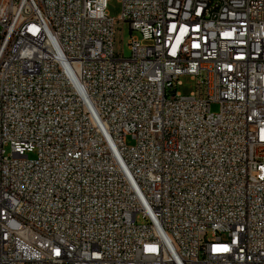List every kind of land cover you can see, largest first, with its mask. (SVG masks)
Here are the masks:
<instances>
[{
    "label": "built area",
    "instance_id": "obj_1",
    "mask_svg": "<svg viewBox=\"0 0 264 264\" xmlns=\"http://www.w3.org/2000/svg\"><path fill=\"white\" fill-rule=\"evenodd\" d=\"M107 2L0 0V264H264V0Z\"/></svg>",
    "mask_w": 264,
    "mask_h": 264
},
{
    "label": "rangeland",
    "instance_id": "obj_2",
    "mask_svg": "<svg viewBox=\"0 0 264 264\" xmlns=\"http://www.w3.org/2000/svg\"><path fill=\"white\" fill-rule=\"evenodd\" d=\"M121 3L119 0H108L107 2V12L109 15L114 18L117 22V32L115 38V49L117 52L121 53L125 58L131 56V49L129 46V42L132 37L141 38V33L137 30H133L130 27V24L127 21L118 20L121 14ZM181 82L180 85L177 86V91L183 95H188L195 90V81L191 79L188 75H182L179 79ZM211 112H218L220 109V105L218 103H212L210 106ZM126 143L128 145H132L134 140L131 137L126 138ZM5 153L10 154V148L8 145L5 146ZM29 157L34 159L36 157L35 152L29 153ZM142 221V220H139ZM208 237H212L211 232L208 233ZM225 238V236H222Z\"/></svg>",
    "mask_w": 264,
    "mask_h": 264
}]
</instances>
